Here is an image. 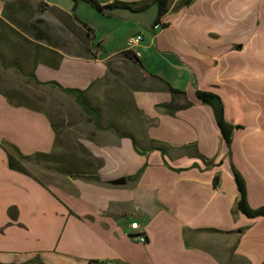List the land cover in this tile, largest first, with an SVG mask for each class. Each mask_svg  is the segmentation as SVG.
I'll return each mask as SVG.
<instances>
[{
    "label": "crops",
    "instance_id": "obj_1",
    "mask_svg": "<svg viewBox=\"0 0 264 264\" xmlns=\"http://www.w3.org/2000/svg\"><path fill=\"white\" fill-rule=\"evenodd\" d=\"M98 1L103 12L85 2L57 6L89 28L73 26L74 45L59 47L35 37L20 46L23 33L0 0V45L15 35L23 61L39 44L57 53L58 66L38 62L36 78L85 90L104 110L100 122H86L91 128L79 141L101 181L50 172L55 177L46 179L26 164L38 162L21 158L28 175L8 166L0 146V264H264V217L236 209L233 176L235 170L244 179L249 206H264V0L181 7L172 0L155 24L154 3L133 11ZM135 33L143 34L139 57L127 51ZM87 36L90 51L80 44ZM168 85L185 95L177 105L191 103L167 112ZM13 88L0 83V141L23 156L56 152L69 138L33 102L36 93L25 99ZM197 90L221 97L225 119L236 126L229 148ZM131 222L145 242L133 239Z\"/></svg>",
    "mask_w": 264,
    "mask_h": 264
},
{
    "label": "trees",
    "instance_id": "obj_2",
    "mask_svg": "<svg viewBox=\"0 0 264 264\" xmlns=\"http://www.w3.org/2000/svg\"><path fill=\"white\" fill-rule=\"evenodd\" d=\"M74 4L78 2H85L89 4L94 10L98 12H103L105 6L101 5L98 0H72ZM172 0H140V1H134V2H124V1H118L115 0L112 4L107 5L109 8H115V7H120V8H128L133 11H141L145 9L148 4L154 3L156 5L157 9V14L154 20V24L158 23L160 18L167 12L168 8L171 5ZM191 0H178L177 6L181 7L186 4H188ZM11 9L13 10V14L11 16L6 15L10 21L19 26H24L26 24L32 27L34 29L36 28L34 23L32 21L25 20L27 17L23 16L26 14L27 9L26 6L24 5L23 1L18 0L17 2L11 3ZM39 9L41 12H44L48 9H52L54 11H57L59 15L64 19V23L68 26H70L73 29V26H78V24L81 25L85 29V31H89V28L86 27V25L82 22L79 21V19L76 17V15L71 14L66 12L65 10L57 7V6H49L45 4V1H40L39 3ZM16 12V14H15ZM17 15H20L22 18L19 19ZM39 22V19H37ZM36 20V22H37ZM26 23V24H25ZM14 32V30H13ZM75 33V31H74ZM19 34V33H18ZM20 36V35H19ZM34 37L36 39L43 40V39H48V37L45 35L44 32H42L39 29H36L34 32ZM10 40L8 43H4L7 48V52L11 53L8 59L5 57V54L0 51V61L2 62V65L4 67H13L15 70L18 72L27 75L30 79H33L35 83L37 84H50L51 86L58 88L64 93L71 94L74 97L75 102L82 108L83 112L87 115H90L93 122L96 124L100 122V115L101 112L104 110L101 109V107H95L92 103L89 102L87 99V95L85 93V90H81L79 88H71V87H64L60 83L56 81H46L42 82L39 81L36 78V75L34 73L35 66L38 62H44L51 64V66L57 67L58 62L57 59L60 55H58L55 52L49 51L47 52L44 49H41V45H38V48L33 54L26 55L25 59L28 57L29 61V72L25 73L23 70V65L26 60L24 61L21 59V53L18 47V40L14 42L15 35L10 36ZM82 46H84L85 50L90 51V38L87 36L85 41H81ZM84 44V45H83ZM23 45V43H20V46ZM1 47V45H0ZM130 51V50H128ZM131 52V51H130ZM26 54V52H24ZM132 53V52H131ZM27 64V63H26ZM169 86V91L172 94V101L168 104L162 105V107L169 113H173L175 110L181 107H186L188 106L191 102L186 101L182 105H177L175 103V98L176 97H185L183 91L176 89L170 85ZM196 99L204 104H208L213 111L214 117L216 124L220 130V133L222 135V138L226 144V146L229 148L232 140V134L234 131V128L236 127L235 125L229 123L225 117H224V103L221 99V97L216 94L213 91L210 90H197L195 92ZM133 139V138H132ZM0 146L6 151L7 153V158H8V166L12 169L19 170L21 172H24L28 175H31L28 169L20 162V160L27 159V160H34L35 162L41 163L42 161L44 162H55L56 166H49L47 165L46 168L51 169L53 168L54 170L62 173H67V174H72L73 176L77 177H82L85 179H92V180H97L101 181L99 175H97V167H95L94 163H79L77 160L73 159V157L65 155V153H61L60 155H54V152L51 153H34L33 155H27L23 156L16 147L11 145L10 143L1 140L0 141ZM159 150L164 154L165 153V148L162 145H156ZM18 156L19 159L16 157ZM201 156V155H200ZM203 157V156H201ZM139 172L134 176L136 178L138 176ZM233 176L234 180L237 186V190L239 192V197L236 202V209L243 214H245L247 217H258L262 216L264 217V206H260L257 208H252L249 206L246 200V190H245V183L244 179L242 176L235 170H233ZM218 182V176L216 175L214 177V183L217 184Z\"/></svg>",
    "mask_w": 264,
    "mask_h": 264
},
{
    "label": "rangeland",
    "instance_id": "obj_3",
    "mask_svg": "<svg viewBox=\"0 0 264 264\" xmlns=\"http://www.w3.org/2000/svg\"><path fill=\"white\" fill-rule=\"evenodd\" d=\"M18 0H6V15L11 16L13 14V10L11 9V3L17 2ZM23 1L24 5L26 6L27 12L25 17H27L28 21H32L35 25L34 27L30 26L28 24L24 26L17 27L22 31L23 34H20L22 38H19L21 42L26 46L29 38L34 39V32L36 29L41 30L45 33V35L48 37V39L40 40L45 45H49L51 43H58V46H61V41H67L71 45H74L75 37H74V31L69 26V31L66 30V24L63 22L64 19L61 17V15L58 14L57 11H54L52 9H48L44 12H41L39 9V3L43 0H21ZM45 2L55 4L56 6L60 7H69L73 4L72 0H45ZM87 5V4H86ZM89 7V6H88ZM16 14V12H15ZM19 19L22 17L20 15H17ZM36 19H39V22ZM53 37V38H52ZM17 40V39H16ZM34 44V43H33ZM77 44V43H76ZM41 45V44H40ZM41 49H44L45 46L41 45ZM0 51L5 54L6 61L8 62L10 52H7L6 47H0ZM27 63V64H26ZM29 63L30 62H24L23 70L26 72L29 69ZM27 76L25 74H22L15 70V68L9 66L4 67L2 65V62L0 61V83H2L5 87L8 89L11 87L13 89H19L23 95V97L26 96L25 99H30L28 97L32 96V92L36 93L35 101H33L35 104H38L39 106H42L46 109L52 115V117L55 118L56 123H58V127L60 128V132L68 137L69 139L66 141H62L61 145L58 146V149L56 152H54V155H60L61 153H65V155L73 157V159L77 160V162L81 163H94L93 158L91 157V153L85 148V146L79 144V141L86 137L89 129L91 126L86 123L88 120H92V118L86 119V116L82 110L81 107H79L76 110L71 109V95L61 92L58 88L52 89L49 86H39L38 88H34L33 83L26 79ZM34 86L32 87L31 86ZM16 87V88H15ZM49 98V100H47ZM71 100V101H70ZM37 102V103H36ZM33 103V104H34ZM62 108L64 109V112L62 111ZM84 114V115H83ZM74 120L70 121V118ZM59 118V120H58ZM62 137V136H61ZM59 139V138H58ZM58 144H60L59 141H57ZM70 149L71 150H63ZM28 165V169L31 172H34L35 174L44 177V178H54L53 174L46 175L47 172L50 173H62L54 170L53 168L48 169L46 168L47 165L53 167L58 164L55 162H44L41 163H26ZM64 175L67 173H63ZM51 175V176H50ZM46 178V179H47Z\"/></svg>",
    "mask_w": 264,
    "mask_h": 264
},
{
    "label": "built area",
    "instance_id": "obj_4",
    "mask_svg": "<svg viewBox=\"0 0 264 264\" xmlns=\"http://www.w3.org/2000/svg\"><path fill=\"white\" fill-rule=\"evenodd\" d=\"M143 40V34L142 33H135L128 37L127 39V51H128V43H137L140 44ZM133 54V53H132ZM141 54V53H140ZM140 54H133L135 57H139ZM130 227L132 229H138L139 225L137 222H131ZM133 239L140 242H145L146 237L144 234L140 233V231L137 230L136 234L133 236ZM89 264H98L97 262H91Z\"/></svg>",
    "mask_w": 264,
    "mask_h": 264
},
{
    "label": "bare ground",
    "instance_id": "obj_5",
    "mask_svg": "<svg viewBox=\"0 0 264 264\" xmlns=\"http://www.w3.org/2000/svg\"><path fill=\"white\" fill-rule=\"evenodd\" d=\"M138 45L137 43H128V49H130V51L133 54H140V51L138 50Z\"/></svg>",
    "mask_w": 264,
    "mask_h": 264
},
{
    "label": "water",
    "instance_id": "obj_6",
    "mask_svg": "<svg viewBox=\"0 0 264 264\" xmlns=\"http://www.w3.org/2000/svg\"><path fill=\"white\" fill-rule=\"evenodd\" d=\"M122 181L124 182V179H122ZM111 183H119V181H110Z\"/></svg>",
    "mask_w": 264,
    "mask_h": 264
}]
</instances>
